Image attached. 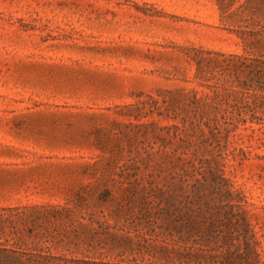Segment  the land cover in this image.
<instances>
[{
    "label": "rangeland",
    "instance_id": "374dc122",
    "mask_svg": "<svg viewBox=\"0 0 264 264\" xmlns=\"http://www.w3.org/2000/svg\"><path fill=\"white\" fill-rule=\"evenodd\" d=\"M254 21L264 0H0V244L20 239L50 264H173L163 209L194 169L185 158L221 164L264 261V124L202 137L179 104L192 90L214 101L199 66L264 54L236 33ZM173 99L177 115L154 102ZM23 206L39 208L3 210Z\"/></svg>",
    "mask_w": 264,
    "mask_h": 264
},
{
    "label": "trees",
    "instance_id": "16d2710c",
    "mask_svg": "<svg viewBox=\"0 0 264 264\" xmlns=\"http://www.w3.org/2000/svg\"><path fill=\"white\" fill-rule=\"evenodd\" d=\"M245 21L248 20L241 16L240 22ZM254 23L257 24L255 28H241L236 33L242 40L260 43L264 41V27L256 29L263 25L259 21ZM226 56L229 59H226L224 65L207 66L211 71L208 73L199 66L196 74L197 83L213 92V102H201L196 97L198 92L192 90L190 94H194L193 98L184 103L174 99V103L155 100L157 109L165 111L167 115H177V103L183 104L181 107H189L198 119L202 137L209 131L213 138H229L242 125L264 124V118L259 115L260 109L264 108V54ZM217 68L220 69V76L213 72ZM213 80H216L215 84L211 83ZM150 98L154 100L153 97ZM182 161L192 165L194 169L188 173L183 168L184 173L177 175L179 181L176 189L180 195L177 200L171 195L175 200L173 210L163 209L169 220L164 237L167 245L171 246L169 253L172 263L264 264L263 253L258 249L260 243L252 233L247 217V200L241 192L234 190V185L225 176L221 164L216 160H200L199 167H196V159L188 161L183 158ZM146 205L149 206V203L146 202ZM50 207L55 211L53 217H57L56 214L65 209L58 205ZM21 208L37 210L39 207L23 206L3 210L20 211ZM183 227L189 229L188 234L182 233ZM8 242L9 240L5 241ZM18 242H21L20 239L11 246L0 244V264H32L43 260L50 264L59 261L58 257L46 255L45 251L21 249L17 247ZM70 262L129 264L90 260Z\"/></svg>",
    "mask_w": 264,
    "mask_h": 264
}]
</instances>
